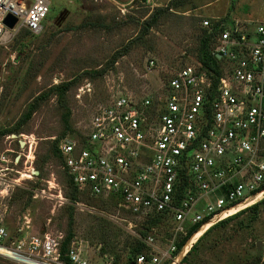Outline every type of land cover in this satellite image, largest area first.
<instances>
[{
  "label": "rangeland",
  "instance_id": "374dc122",
  "mask_svg": "<svg viewBox=\"0 0 264 264\" xmlns=\"http://www.w3.org/2000/svg\"><path fill=\"white\" fill-rule=\"evenodd\" d=\"M49 1L51 11L40 32L23 28L6 35L0 45V132H9L0 135V209L14 238L47 233L66 238L72 231L71 246L74 243L92 263L115 259L116 254L124 263L126 242L137 238L135 231L141 227L130 228L128 222L133 217L115 205L111 196L101 197V202L83 192L70 226L72 204L66 169L53 154V142L64 131L58 95L43 102L19 133L13 129L39 96L72 81L75 83L67 94L73 128L69 138L86 136L93 116L120 96L135 100L150 94L163 97L168 79L197 63L193 51L203 19L226 18L230 27L263 21L264 0H193L163 17L146 34L145 21L171 0H138L135 5V0ZM136 38L140 39L129 53L112 66L116 52ZM151 60L156 62L153 69H149ZM95 72L104 75L94 77L91 73ZM8 185L9 192L1 193ZM23 191L32 197L22 196ZM151 233L157 247L166 248L169 224L165 222ZM184 257H179L178 264ZM254 262L264 264V203L257 213L248 211L209 233L198 252L183 264ZM0 264L16 263L0 256Z\"/></svg>",
  "mask_w": 264,
  "mask_h": 264
},
{
  "label": "built area",
  "instance_id": "2783aa9c",
  "mask_svg": "<svg viewBox=\"0 0 264 264\" xmlns=\"http://www.w3.org/2000/svg\"><path fill=\"white\" fill-rule=\"evenodd\" d=\"M50 11L49 0H0V45L23 28L40 32ZM8 16L18 20L12 30ZM201 25L216 41L219 74L197 61L168 79L163 97L120 96L93 116L86 136L58 144L81 193L111 196L133 217L130 228L161 216L169 224L166 248L150 234L143 238L150 252L133 264H178L208 228L264 199V20L230 27L205 18ZM198 224L177 254V244ZM63 241L48 233L14 238L0 209V256L9 261L123 264L114 258L92 263L74 243L62 260Z\"/></svg>",
  "mask_w": 264,
  "mask_h": 264
},
{
  "label": "trees",
  "instance_id": "16d2710c",
  "mask_svg": "<svg viewBox=\"0 0 264 264\" xmlns=\"http://www.w3.org/2000/svg\"><path fill=\"white\" fill-rule=\"evenodd\" d=\"M193 0H171L170 3L166 7L162 8H157L153 14L149 17L148 20L145 21L143 24V34H146L149 32L152 28H154L158 22L163 18L167 17L170 12L180 9L183 7H187L191 5ZM227 20L221 19V23L226 24ZM224 29L223 27L219 30ZM140 38H136L129 42V44L126 46L124 50L116 52V54L112 58V66L122 57L127 55L132 47V45L136 42L139 41ZM215 39L213 38V35L208 33L206 29L203 28L202 33L198 37V46L196 49H194L193 53H195L196 59L199 63L203 65V67L206 70H213L216 71L218 74L220 73V61L215 55ZM23 53V52H22ZM105 71V70H104ZM89 75V73H86ZM92 76H103L104 72H95L91 73ZM75 82H68L64 83L58 86H55L51 88V90L48 93H44L43 95L39 96L30 106L28 107L27 113L21 118V120L18 122L17 126L13 129L14 133H19L21 127L27 123L33 114L40 108L41 104L49 99V97L52 94H57L59 97V105L62 109V115H61V120L64 125V131L62 132L61 136L56 139L53 142V154L56 155L59 160L61 161L62 165H64V159L62 155L59 152L58 149V144L61 139L67 137L70 132H73V128L71 126V109L67 105V94L73 87ZM5 131H1L0 135H5ZM66 177H67V183H68V189H69V194H68V199L71 202L72 206H69L71 209V218H70V226L73 227V212L75 210V204L80 203L81 200V195L82 193L77 189V187L74 185L72 178L69 176L67 170H65ZM29 195L32 197L31 193H28L27 191H23V195ZM90 197V196H89ZM93 197V196H92ZM95 198V197H93ZM100 199L101 202L104 200V198H97ZM115 201V205H117V201L113 199V202ZM100 202V203H101ZM264 203V199L257 203L256 205L247 208L246 210H243L242 212H239L238 214L227 218L226 220L219 222L218 224H215L208 228L201 237H199L196 241V243L188 250L187 254L183 258L182 262L180 264L188 262L189 258L198 252V247L203 241V239L211 233L213 230L221 227H225L229 225L233 220L239 218L241 215L248 211H252L254 213H257L259 210L261 204ZM164 217L161 216L158 219H151L149 221L144 222L141 228L138 230V234L140 235L141 238H133L131 242H126V247L125 249L127 250V261L124 262L123 264H133L137 257L142 255V254H147L150 252V248L146 245V243L143 241V238L148 237L153 230H155L158 227L163 226L164 224ZM202 224H198L196 226H193L188 229V234L185 238H183L178 244H177V254L183 249V247L187 244L189 239L193 236V234L201 227ZM71 230V229H70ZM74 238V234L72 231L69 232L66 238H64V241L62 243V248H61V257L62 260H67L66 253L69 250L72 241ZM105 255V252L102 253ZM115 255V254H114ZM115 260L117 262H121L120 256L115 255ZM256 264V262H254Z\"/></svg>",
  "mask_w": 264,
  "mask_h": 264
},
{
  "label": "water",
  "instance_id": "95a60500",
  "mask_svg": "<svg viewBox=\"0 0 264 264\" xmlns=\"http://www.w3.org/2000/svg\"><path fill=\"white\" fill-rule=\"evenodd\" d=\"M142 3L146 2V0H140ZM138 2V0H135L133 2V5H135L136 3ZM18 20L16 18H14L13 16H8L6 19H5V24L6 26L9 28V29H14L16 24H17ZM13 137H16V135H13ZM21 145L24 146L25 143L24 142H21ZM261 245L262 243H258V250L261 252Z\"/></svg>",
  "mask_w": 264,
  "mask_h": 264
},
{
  "label": "crops",
  "instance_id": "0c3cea01",
  "mask_svg": "<svg viewBox=\"0 0 264 264\" xmlns=\"http://www.w3.org/2000/svg\"><path fill=\"white\" fill-rule=\"evenodd\" d=\"M252 21H256V20H252ZM248 22V21H247ZM250 22H251V20H250Z\"/></svg>",
  "mask_w": 264,
  "mask_h": 264
}]
</instances>
